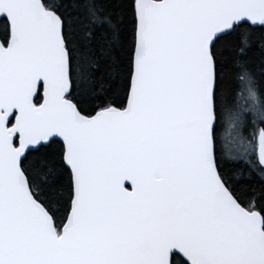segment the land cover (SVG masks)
I'll use <instances>...</instances> for the list:
<instances>
[{"label": "snow or ice", "instance_id": "6c2138e0", "mask_svg": "<svg viewBox=\"0 0 264 264\" xmlns=\"http://www.w3.org/2000/svg\"><path fill=\"white\" fill-rule=\"evenodd\" d=\"M0 264H264V0H0Z\"/></svg>", "mask_w": 264, "mask_h": 264}]
</instances>
